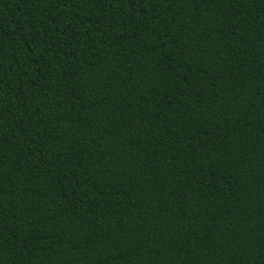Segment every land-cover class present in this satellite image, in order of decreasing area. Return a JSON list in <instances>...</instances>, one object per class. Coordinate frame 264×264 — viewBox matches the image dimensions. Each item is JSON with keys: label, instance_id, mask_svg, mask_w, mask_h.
I'll list each match as a JSON object with an SVG mask.
<instances>
[{"label": "trees", "instance_id": "obj_1", "mask_svg": "<svg viewBox=\"0 0 264 264\" xmlns=\"http://www.w3.org/2000/svg\"><path fill=\"white\" fill-rule=\"evenodd\" d=\"M0 264H264V0H0Z\"/></svg>", "mask_w": 264, "mask_h": 264}]
</instances>
